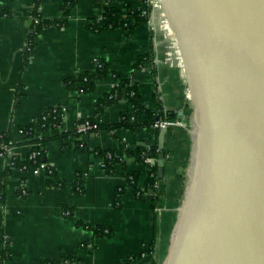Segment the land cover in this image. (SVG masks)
Returning <instances> with one entry per match:
<instances>
[{
    "label": "crops",
    "instance_id": "0c3cea01",
    "mask_svg": "<svg viewBox=\"0 0 264 264\" xmlns=\"http://www.w3.org/2000/svg\"><path fill=\"white\" fill-rule=\"evenodd\" d=\"M69 1L45 0L36 8V0H0V134H8L16 144L12 155L19 160L28 156L31 145L23 141L22 127L50 108L62 113L57 129L41 144L54 175L43 167L14 168L7 157H0V264H58L66 258L74 264H141L129 256L137 255L142 243L153 244V254L144 264L162 263L193 143L187 76L182 68L164 62L167 38L158 25L152 30L143 22L131 32L119 26L89 28V23L102 22L106 6L126 14V7H141L140 0H74L64 14ZM162 15L157 3V23ZM31 29L38 32L27 51ZM95 58L107 64L108 74L96 79L91 90H69L67 80L93 72ZM125 78L136 85L145 108L170 113L181 124L163 130L143 124L48 138L72 131L81 119L111 125L126 114L129 121L143 123L144 115L137 114L124 96L109 97ZM139 146H156L164 153V194L158 207L131 189L116 201L125 172L135 171L138 187L145 189L146 164L128 157L125 167L119 163L106 174L93 152L110 149L121 155ZM96 227L110 234L104 229L96 232Z\"/></svg>",
    "mask_w": 264,
    "mask_h": 264
},
{
    "label": "water",
    "instance_id": "95a60500",
    "mask_svg": "<svg viewBox=\"0 0 264 264\" xmlns=\"http://www.w3.org/2000/svg\"><path fill=\"white\" fill-rule=\"evenodd\" d=\"M159 2L187 76L193 141L161 264H264V0Z\"/></svg>",
    "mask_w": 264,
    "mask_h": 264
},
{
    "label": "trees",
    "instance_id": "16d2710c",
    "mask_svg": "<svg viewBox=\"0 0 264 264\" xmlns=\"http://www.w3.org/2000/svg\"><path fill=\"white\" fill-rule=\"evenodd\" d=\"M43 1L45 0H36L35 7L36 8L40 7ZM73 1L74 0H71L64 4L63 6L64 14L68 12L70 6H72L73 4ZM140 1L143 2V0H140ZM126 11H127L126 14H123L121 10H119L116 7L106 6L103 12L102 22L100 24H97V23L90 24L89 23V28H91L92 30L93 29L97 30L100 28L109 29L112 27L119 26V27L124 28L127 32H131L135 26L147 20L146 16L141 15V8L132 9V8L126 7ZM37 13L38 12L36 10L34 15H38ZM129 18L132 19L133 21L132 23H129L128 21ZM44 22L46 23V21ZM56 22H60V21H56ZM37 32L38 30L35 31L31 29L29 36H28L27 51H29L32 48L34 44V36L37 34ZM98 64L99 65L96 66L93 72H90V73L82 72V73L77 74L75 77L69 78L66 82L67 88L71 91L85 92V91L91 90L93 88L94 81L96 79L105 77L109 72V69L106 63L98 60ZM115 76L118 77L119 75L115 74ZM117 95L124 96L125 99L132 104L133 109L136 111L137 114L144 115L145 121H143V123L131 122L129 121L126 114H124L117 123H114L111 125H104L103 123L97 122L96 119L94 118H88V120L95 122L97 124V130L105 129V128L110 129V130L118 129V128L133 129L143 124L147 126L150 123L154 122L157 118H162L164 116L161 110L157 114L156 112L150 111L149 109L145 108L142 105L140 94L138 92L136 85L131 84L129 80L126 78L121 79L119 84L115 87V89L113 88L112 91L109 93V97L111 98H115ZM166 115H167V118H171L170 113H167ZM61 116H62V113L60 109L58 107H53L45 111L43 117L39 116L38 118H34L31 120V122L28 125L21 128V132L23 135V141L31 145L28 156L25 160H19V158H16L14 155L7 154V153L4 155V157H7L9 159L10 164L13 165L14 168H36L40 166L41 164H45L46 166L47 163H46L45 154H44L45 152L41 144L45 140H47V137L45 136L47 135V133L57 129L59 122L61 120ZM83 120L85 119H81L78 122H81ZM71 134L73 136H78V134L75 132V128H73L72 131L52 134L48 138L61 137L63 139H68V137L71 136ZM9 140H10V137L8 134H0V146L2 143H7ZM75 144L77 147L79 146L78 141H76ZM82 148L84 149L85 147L82 146ZM1 151L2 149L0 147V152ZM32 152H35L34 156H32ZM93 152H95L97 157L101 158L102 164H103L102 166L103 171L106 174H111L115 171V167L117 164L122 163L123 166L125 167L126 159L128 157H132L136 161L140 163H144L145 156L149 155L153 158H156L158 157V154L160 151L156 150V146H151V148L148 150L145 149V147L139 146L134 149L127 148L124 151L125 153L121 155L115 154L110 149H93ZM108 153L110 154L109 156L107 155ZM45 168H46L48 175L52 176L55 174V171L53 170L52 167H49L47 165ZM49 170L51 171L49 172ZM150 173H154L155 178H156V176L158 175L156 164H153L151 167L148 168L147 177L145 180L146 186L149 183H151L153 180V177L150 176ZM128 175L132 176L131 180L128 178ZM124 176H125L126 181H125V184L120 189H117L116 201L118 202L122 194L128 189H131L133 193L135 194L139 192L138 195L136 194L138 198L145 197L144 192L146 190L141 189L137 185V180H138L137 173L135 171L125 172ZM157 178L161 179L158 176ZM163 194H164L163 190L161 189V191L151 199L152 207H154L156 202H158L163 197ZM103 229H101V227H96L95 231L102 232ZM105 234H110V232L108 231ZM6 254L9 255L8 253ZM41 263L51 264L52 262L42 261V262H39L38 264H41ZM148 264H156V262L150 261V263Z\"/></svg>",
    "mask_w": 264,
    "mask_h": 264
},
{
    "label": "built area",
    "instance_id": "2783aa9c",
    "mask_svg": "<svg viewBox=\"0 0 264 264\" xmlns=\"http://www.w3.org/2000/svg\"><path fill=\"white\" fill-rule=\"evenodd\" d=\"M157 3L159 4V0H143L142 5H144L143 7H141V15H144L147 17V20L145 21L147 26L154 30L156 29L157 25L160 29H162L163 33L165 34L166 38H167V42L165 45V58H164V62L168 63L169 65L175 66V67H182V58L180 55V51L178 48V44H177V40L175 38V35L165 17V15H162L159 18V22H156V18L151 19V13L153 11H155L156 9V5ZM95 62V66H98V60L95 58L94 59ZM118 85V84H117ZM116 85V86H117ZM160 111V110H159ZM159 111H156V113L158 114ZM162 114L164 115L162 118H157L154 122L150 123L147 126H150L153 129H164L169 125L172 124H181V122L177 119H171V118H167V112L162 111ZM44 113L40 115V117H43ZM75 132L78 135H84L90 131H96L97 130V124L95 122H92L88 119H85L81 122H77L75 125ZM16 144L14 143V141H12V139H10L7 143H2L1 144V149L2 151L0 152V157H4V155L7 154H12V150L14 148ZM145 149H150V147H146ZM35 155V152H32V156ZM108 156L110 155L109 153L107 154ZM161 159H155L149 155L145 156L144 158V164L147 165V168L151 167L153 164H156V162H158ZM164 161V158H163ZM47 166V165H46ZM45 164H41L38 167H46ZM101 166H103V164L101 163ZM51 170H49L50 172ZM150 176L153 177V180L151 183H149L147 186H145V190L148 191L150 194V191L153 192V197L158 194L161 191V187H160V179L155 178V174L154 173H150ZM159 177V176H158ZM128 178L131 180L132 176L128 175ZM160 178V177H159ZM126 181V179H125ZM121 187H119L120 189ZM22 194H25V190H22ZM137 195L139 194V192L136 193ZM104 232H107V229H104ZM153 254V244L150 243H142L141 244V250L139 251V253L135 256H129V259L131 260H137L140 262H146L149 257H151ZM42 264V263H41ZM54 264V263H51ZM58 264H74V261L71 258H66L64 259L62 262L58 263Z\"/></svg>",
    "mask_w": 264,
    "mask_h": 264
},
{
    "label": "rangeland",
    "instance_id": "374dc122",
    "mask_svg": "<svg viewBox=\"0 0 264 264\" xmlns=\"http://www.w3.org/2000/svg\"><path fill=\"white\" fill-rule=\"evenodd\" d=\"M143 6H144V5H141V7H143ZM141 7H138V8H136V9H139V8H141ZM144 193H145V197H144V198H145V199H146V198H149V195H150V194H148L149 192H148V191H145ZM150 203L152 204V202H150ZM155 205H156L155 207H158L160 204H159V202H156ZM157 205H158V206H157ZM140 263H141V264H144L143 262H140ZM149 263H150V262H149ZM159 264H161V261H160Z\"/></svg>",
    "mask_w": 264,
    "mask_h": 264
}]
</instances>
